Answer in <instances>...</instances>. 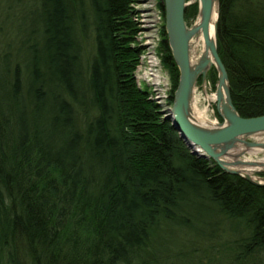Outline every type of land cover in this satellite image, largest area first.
Returning <instances> with one entry per match:
<instances>
[{"label":"trees","instance_id":"16d2710c","mask_svg":"<svg viewBox=\"0 0 264 264\" xmlns=\"http://www.w3.org/2000/svg\"><path fill=\"white\" fill-rule=\"evenodd\" d=\"M137 1L3 3L5 264H159L169 259L155 243L160 233L194 221L212 259L221 252L230 264H254L264 253V186L192 154L149 91L137 85ZM218 1L217 52L231 102L242 117L264 115V0ZM194 15L195 4L184 18ZM11 18L29 20L24 34H10ZM161 36L173 90L178 69L164 29ZM209 217L216 218L202 221ZM223 222L234 224L228 231L238 234L216 245ZM210 224L217 230L203 233ZM184 250L200 253L197 246Z\"/></svg>","mask_w":264,"mask_h":264},{"label":"water","instance_id":"95a60500","mask_svg":"<svg viewBox=\"0 0 264 264\" xmlns=\"http://www.w3.org/2000/svg\"><path fill=\"white\" fill-rule=\"evenodd\" d=\"M218 2V0H215V43L212 44L208 43L210 15L212 12L211 0H198L200 22L196 24V16L194 15L190 26L186 25L184 15L186 8L195 4L194 2L187 0H160L164 14L166 42L173 62L178 69V79L172 94L169 119L179 137L192 154L212 160L222 170L233 175L241 176L250 184L264 186V178H261V181H256L251 175L242 174L237 170L229 168L220 161V158L226 154L227 149L234 146L237 142L242 143L245 149L264 145V143L247 142L244 140L246 136L264 132V115L242 117L238 114L231 102L227 73L217 52L216 23ZM199 31L217 66L215 68L218 78L216 93L221 85L225 87L226 102L220 104L219 97H216L215 100L217 113L224 122L221 125H215L216 127L214 128L202 127L201 125L194 124L190 119V102L194 83L199 77L205 78L206 71L204 69L208 65L206 59H203L193 68L190 65L189 41ZM244 153L241 152L236 157L239 159ZM237 161V164H250L249 162ZM258 172H264V169Z\"/></svg>","mask_w":264,"mask_h":264},{"label":"rangeland","instance_id":"374dc122","mask_svg":"<svg viewBox=\"0 0 264 264\" xmlns=\"http://www.w3.org/2000/svg\"><path fill=\"white\" fill-rule=\"evenodd\" d=\"M159 1L160 0H138L137 1L138 6L141 8L139 12L146 14L145 16L146 20H142L143 17L141 15L138 16V19L142 20L141 22H139L141 31L138 33V36H144L143 43L146 40V38H151V36L154 35L152 28H155L156 31L159 30L161 20H162L160 16L162 17L164 16L163 10L160 9L159 6H157ZM187 1H190V0H187ZM0 2L2 3L0 5V15H1L0 19L2 22H4V21H7V18L5 16V13L2 12L3 3H6L8 6L11 3H13V0H0ZM16 7L17 6H15L14 8ZM158 10H160V14ZM7 12L10 17L11 16L10 11H7ZM11 14H12V11H11ZM16 19H19V18L10 19V24L8 26L10 34L11 35L16 34L15 30L19 32L20 34L22 33L24 34L23 30L27 28L29 24V20H27L26 18L25 23L21 24L20 22L15 21ZM193 19H194V16L186 17L185 18L186 25L190 26L192 24ZM148 24H150V30H149ZM144 26H146V28H144ZM154 43H156V40L154 41ZM150 44H151V40H150ZM158 45L159 43L157 42V46ZM143 49H146V48L142 46L141 52L143 51ZM158 49L159 48H157V51L155 49V52L156 54L158 53L160 54V57H159L160 64L162 66L163 72H165V76H164L165 77V91H166V95L169 94V97H170V101L168 98L167 103L171 105L172 103L171 96L173 94L175 87L172 90V79H171L170 73L164 67L162 60H161L162 53L161 51H158ZM135 70H134V78H135L137 85L143 86L149 91L150 87L146 84L145 81L139 80L137 78L136 76L137 72ZM217 80H218L217 71L214 68H211L209 71H207L204 79L202 77H199L196 79L193 90H192L190 109L192 111H195L196 113H201L208 120V123H204V124L201 123V126L205 128L218 125V124L221 125L224 122L221 116L218 115L217 113L215 100H210L212 95L216 92ZM162 116L164 115L162 114ZM244 140L247 142H260V141L264 142V132L246 136ZM244 156L250 157L251 159H257L261 157L259 155L248 156L244 153L242 156H240V159H242ZM253 176L256 178V181H261V178H264V172L259 173L258 171H256L253 173ZM197 204L199 203L197 202ZM197 209L200 210V208L198 207ZM207 211L208 210H206V213ZM192 215H193L194 220L199 219V215L197 212L192 213ZM200 215H203V214H200ZM215 218L216 217L204 218L202 219V221H209ZM231 226H234V224L233 225L231 223L226 224L225 222H223L222 227H221V232H220L222 236L217 237L216 242H214L216 243V245L223 243L225 240H229V239L233 240L237 236L238 233L228 231V228H230ZM186 227L188 228L184 229L185 227L179 228L173 225H168L167 229L162 231L160 235L156 238L155 243L160 247H165L166 253L169 256L168 260H159V264H230L228 258H227V261L226 259H223V255L221 252L214 253V256L212 259V253L209 252L208 247L203 245L202 237L198 235L197 228L198 229L201 228V225L200 224L198 225V222L194 221ZM189 230L190 232H187ZM214 230H217V229L213 228L212 224H210L204 227V231L202 232L205 234H208L210 232L212 233V231ZM194 246H197L198 248H200L199 254L197 253L193 255L191 253L185 252L184 247L186 248L187 251H190ZM202 256H208L210 260L209 261L205 260V258H203ZM0 261H1L0 264L6 263L4 259H0ZM253 262L254 264H264V253L262 252V253L256 254ZM26 263L27 262L24 261V264ZM250 263L251 262H249V264Z\"/></svg>","mask_w":264,"mask_h":264},{"label":"bare ground","instance_id":"6f19581e","mask_svg":"<svg viewBox=\"0 0 264 264\" xmlns=\"http://www.w3.org/2000/svg\"><path fill=\"white\" fill-rule=\"evenodd\" d=\"M190 2L195 3V16H196V24L200 22V10L198 9V0H190ZM212 2V12L210 15V25H209V38L208 43H215V21H216V3L215 0H211ZM199 10V11H198ZM189 59H190V65L191 67H195L198 63H200L203 59L207 60V67L204 69V71H209L211 68H216V63L213 60V57L211 55V52L208 48V46L205 44L204 39L200 33V31L197 33L196 36L191 38L189 41ZM224 85H221L218 88L217 93L215 92L210 100H216V97H219L221 103L224 104L226 102V94ZM190 116L191 120L194 124L201 125V123H208V120L201 114L196 113L195 111H192L190 109ZM214 126H210V128H214ZM260 143H264L263 141H260ZM245 150V151H244ZM200 152V151H199ZM245 152L248 156H261L257 159H251L250 157H243L242 159H238L236 156L237 154ZM237 160H240L241 162H249L250 164H237ZM220 161L222 163L226 164L231 169L237 170L242 174H249L254 179H256L253 176V173L259 170L264 169V145L262 146H256L245 149L244 145L240 142H237L234 146L227 149L226 154L220 158Z\"/></svg>","mask_w":264,"mask_h":264},{"label":"built area","instance_id":"2783aa9c","mask_svg":"<svg viewBox=\"0 0 264 264\" xmlns=\"http://www.w3.org/2000/svg\"><path fill=\"white\" fill-rule=\"evenodd\" d=\"M138 3V2H137ZM159 5V2L157 6ZM135 15H134V20L137 22V25L139 27L138 33L141 31L139 22L142 20H146L145 13H140L139 10L141 9L138 4L137 6L135 5ZM159 9V7H158ZM160 14V10H158ZM141 15L143 18L138 19V16ZM161 24L159 27V30L156 31L155 28H152L154 35L151 36V38H146V40L143 43V38L144 36H138L137 33V38L140 41L141 45L145 47L146 49H143V51L140 53L138 57V64L136 65V76L139 80H143L146 82V84L150 87L149 89V98L153 100L159 107L162 112V114L166 117L169 116L170 114V108L171 105L167 103V99L170 97L169 94L166 95L165 91V72L162 70V66L160 64V54H156L155 49L157 51V48H159L160 41H161V33L162 30L164 29V19L162 16ZM149 30H150V24H148ZM142 28V27H141ZM146 28V26H144ZM143 28V29H144ZM145 30V29H144ZM150 37V36H149ZM151 40V44H150ZM156 40V43L154 41ZM157 42L159 45L157 46ZM159 51V49H158ZM159 55V56H158ZM172 104V103H171Z\"/></svg>","mask_w":264,"mask_h":264}]
</instances>
